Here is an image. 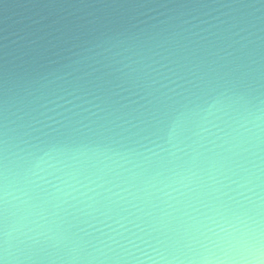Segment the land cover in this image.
<instances>
[{
  "label": "water",
  "instance_id": "1",
  "mask_svg": "<svg viewBox=\"0 0 264 264\" xmlns=\"http://www.w3.org/2000/svg\"><path fill=\"white\" fill-rule=\"evenodd\" d=\"M237 229L264 246V0H0V264L216 262Z\"/></svg>",
  "mask_w": 264,
  "mask_h": 264
},
{
  "label": "clouds",
  "instance_id": "2",
  "mask_svg": "<svg viewBox=\"0 0 264 264\" xmlns=\"http://www.w3.org/2000/svg\"><path fill=\"white\" fill-rule=\"evenodd\" d=\"M232 239L235 241V256L216 262L204 261L202 264H264V246L261 245L258 234L237 229ZM249 241L254 243L250 244Z\"/></svg>",
  "mask_w": 264,
  "mask_h": 264
}]
</instances>
